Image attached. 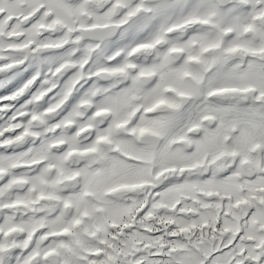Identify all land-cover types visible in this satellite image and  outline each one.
I'll return each mask as SVG.
<instances>
[{
    "label": "snow or ice",
    "instance_id": "1",
    "mask_svg": "<svg viewBox=\"0 0 264 264\" xmlns=\"http://www.w3.org/2000/svg\"><path fill=\"white\" fill-rule=\"evenodd\" d=\"M0 264H264V0H0Z\"/></svg>",
    "mask_w": 264,
    "mask_h": 264
}]
</instances>
